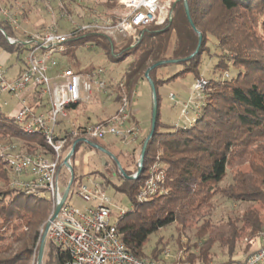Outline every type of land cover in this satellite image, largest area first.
Masks as SVG:
<instances>
[{
    "label": "trees",
    "instance_id": "trees-1",
    "mask_svg": "<svg viewBox=\"0 0 264 264\" xmlns=\"http://www.w3.org/2000/svg\"><path fill=\"white\" fill-rule=\"evenodd\" d=\"M47 1L54 11L60 10L58 2ZM115 3L116 0H104L94 7L104 11ZM186 3L193 27L187 20L183 0H176L170 3L171 19L140 29V38L133 46L126 39L122 40V47L115 48L111 37L82 32L69 40L65 55H72L76 46L93 42L115 63L133 57L123 76L127 90L143 80L146 69L157 61L180 60L177 64L181 68L166 78L156 76V70L166 64L151 69L148 76L155 90L186 72L197 79L204 57L216 58L213 76L205 79L207 85L195 122L186 127H160L157 111L155 130L147 141L139 174L129 179L119 172L122 181L114 188L128 196L132 207L116 224L121 239L137 257L157 258L163 245L156 243L151 253L146 254L149 236L176 223L181 232H193L194 241L187 239L184 244L185 260L208 264L213 262L215 248L219 247L227 259L218 264H235L238 243L244 237L251 241L264 226V0H186ZM16 4L21 5L19 23L28 30L32 29H29L31 17L46 11L44 0H0V6L8 9ZM61 5L64 9L73 8L77 23L84 21L80 14L82 6H74L73 0H61ZM57 24L62 30L68 27L63 19H58ZM0 29L4 31V34L0 31V52L21 60L24 47L9 44L6 37L18 38L22 32L1 16ZM199 34L201 43L195 52ZM190 55L193 56L181 60ZM229 67L234 70L233 75L214 76L216 71H227ZM156 103L158 108L157 94ZM74 106L67 105L65 109L68 112ZM170 127L173 128L167 130ZM3 138L19 142L16 146L20 152L51 153L41 134L24 132L0 110V139ZM66 138L65 150L77 139ZM157 153L166 167L167 191L138 203L135 194ZM234 164L236 169L227 181L228 168ZM242 164L247 169H240ZM72 169L73 182L74 166ZM10 181V171L0 158V264H31L33 259L35 264L41 226L50 211L49 199L25 193L12 187ZM214 199L244 207L236 214L222 215L215 222L211 219ZM177 246L179 250L183 248L181 242ZM69 257L67 251L46 240L42 264H64Z\"/></svg>",
    "mask_w": 264,
    "mask_h": 264
},
{
    "label": "built area",
    "instance_id": "built-area-1",
    "mask_svg": "<svg viewBox=\"0 0 264 264\" xmlns=\"http://www.w3.org/2000/svg\"><path fill=\"white\" fill-rule=\"evenodd\" d=\"M54 1L58 2L60 10L54 11L51 4L44 0L45 10L51 21L38 30L21 27L18 16L20 4L11 9L0 6V16L14 29L22 32V36L18 38L6 37L8 43H19L25 50L23 69L17 77L5 78L0 65V97L6 95L17 99V107L11 116L14 122L26 133L41 134L51 149L49 155L29 154L20 152L13 143H0V158L10 171L12 187L25 193L48 197L51 205L47 221L60 204L70 179L69 177L63 183L61 178L62 170H68L64 163L69 151L64 149L66 136L70 139L100 140L111 135L126 143L134 142L138 137V128L130 121L129 100L126 95L120 96L119 105L112 116L87 125L74 121L73 128L67 134L58 136L56 129L61 120L67 117V105L87 103L94 95L104 93L108 87L102 68L82 72L61 65L69 40L78 33L93 31L115 41L127 39L130 46H133L140 38V29L151 24L161 25L171 19V0H116L114 7L104 11L94 7V4L104 0H73L74 6L83 8L80 14L84 21L81 23L74 19L72 7L64 9L61 0ZM58 19L66 22L67 29H60ZM0 31L4 34L2 29ZM50 71H53V75H50ZM119 84L121 86V80ZM206 85L207 81L203 78L191 84L188 101L178 104L181 116L190 112L192 115L182 125L175 126L186 127L195 122ZM29 95L31 99L28 98ZM43 97L47 101L46 108L39 111L37 108ZM191 97L200 99V103L190 105ZM136 165L139 166L138 160ZM131 176L136 178V170ZM165 180L166 167L160 161V153H157L147 168L142 186L135 194L136 202H147L155 195L165 193ZM102 186L93 182L92 187L88 188L71 182L56 216L49 222L45 242L49 240L68 252L70 257L64 264H200L186 261L182 251L177 255L171 254V249L166 246L161 249L157 258L133 255L121 239L116 224L127 210H118L113 218L103 196ZM73 194L85 202L96 199L99 204L77 209L69 203ZM43 229L44 226L41 234ZM253 241L256 247L236 258L238 262L235 264H264V228L256 234Z\"/></svg>",
    "mask_w": 264,
    "mask_h": 264
},
{
    "label": "rangeland",
    "instance_id": "rangeland-1",
    "mask_svg": "<svg viewBox=\"0 0 264 264\" xmlns=\"http://www.w3.org/2000/svg\"><path fill=\"white\" fill-rule=\"evenodd\" d=\"M176 0H171L170 3ZM37 16H33L30 19L29 22V29H41L43 28L48 22L51 21L50 15L47 14L46 11L37 13ZM45 20H48L46 22ZM31 29V30H32ZM122 40L125 41L126 39H120V40H114L115 42V48H118L117 46L122 47ZM264 52V51H263ZM212 53V50H211ZM25 57V52H22L20 55L21 60H17L14 55L11 56V59L6 65L2 66V69L4 70V76L5 78L11 77L13 73H15V70L23 65V60ZM133 59V57H126L120 62H113L106 54L104 49L96 44H93V42H89L86 46H76L73 49V54L69 55V57H66L63 62L65 66H68L74 70H79L82 72L96 69V68H102L104 70L103 77L108 83V87L105 91V98L112 97V93H116L114 91L112 84L117 80L121 79L124 75L130 61ZM216 63V58L211 57L209 58L204 57V60L202 64L199 67V75L197 79H195L194 75L192 73L186 72L183 76H179L175 79H172L168 82H165L161 85H158L156 88V94L158 95V121L160 123V127H163V125L167 126H174L175 124L182 125L186 119L190 118L192 115V112H190L186 116H181L180 114V106L178 103L181 102H187L190 97V87L191 84L194 83V81L203 78L207 79L213 76V71ZM175 68L178 70L181 68V66L177 63H169L166 65H163L159 67L156 70V76L158 78H166L170 74V69ZM227 73L229 75L234 74V70L229 67L227 71L224 70H218L215 72L214 76H222L224 77V74ZM174 74V73H173ZM172 75V74H170ZM135 91L139 93L137 96H133V100L135 103L134 106V112L132 115L134 116L136 122L138 123L139 128L141 130H147L149 132L150 126H151V115H152V92H151V86L149 81L144 78L143 80H140L135 87ZM174 96V98H172ZM6 96L0 97V110L2 113H4L6 116H10L13 109L17 106L16 100H8L6 99ZM7 101L6 103H4ZM190 105H195L200 103V99L196 97H191L189 101ZM92 108V107H89ZM98 117L92 116L91 121L96 122L98 121ZM159 127V128H160ZM173 127L167 128V130H171ZM145 138V137H144ZM144 138L140 141L138 144V148L136 146V143H126L125 141H122L114 136L106 135L103 139L100 140H89L87 139L91 144H88L87 142H81L76 151L74 152L73 157L70 159L71 166H74V174H75V180L73 181L74 185L82 184L86 185L88 188L92 187L93 182L101 183L102 186V193L103 196L106 199L107 206L112 211V217L115 218L117 211L120 209H126L129 210L132 207L131 201L129 200L128 196L122 192H118L114 185L119 184L122 181V177L119 173V165L118 161H116L113 157H110L108 152L111 154L112 146H115L118 150L121 151L122 155L124 156H130L133 152V149L135 148L136 152L141 149L142 142ZM1 144L6 143H13L17 145L19 142L16 140L12 141L11 139H0ZM100 147H94L95 144ZM83 146V149H82ZM17 147V146H16ZM70 149V148H69ZM68 150V149H67ZM82 152L83 154L81 157H79V152ZM78 158H81L83 160L82 162V169L83 172L80 173L79 166L76 164V160ZM137 164V162H136ZM135 164L134 171L137 168V165ZM234 165L229 166L228 168V176L227 181L229 180V175L231 172H233L236 168H234ZM240 169H247V166L245 164H242L239 166ZM112 171V173H111ZM133 171V172H134ZM107 172H110V176L107 175ZM132 172V173H133ZM29 177V176H28ZM70 177V174L65 170H62L61 178L63 182L65 183L68 181ZM95 177V178H94ZM63 184V183H62ZM69 203L77 208L82 210L83 208H88L92 206H97L99 204V201L96 199H93L89 202H85L80 200L78 197H76L74 194L70 197ZM213 210L211 213V219L215 222L220 221V218L222 215L230 213V214H236L238 211L242 210L244 205L242 204H233L224 202L221 199H214L213 200ZM47 205L50 206L51 202L50 200L47 201ZM258 204H256L257 207ZM49 217V214H48ZM47 217V219H48ZM46 219V221H47ZM41 226V229L45 225ZM264 228V226H263ZM192 231H186L181 232L179 229V226L176 223H173L171 225H168L166 227H163L159 229L157 232L151 234L145 244V252L146 254H150L152 248L156 245V243L159 242L158 246L163 247H169L171 249V254L177 255L179 251H182L183 257L186 259V252L183 251L184 244L186 245L187 239H192ZM257 234V233H256ZM246 237H244L237 245L236 253L234 255V258H238L245 253L250 252L256 247L255 242L253 239L251 241H246ZM180 240V241H178ZM194 240L192 239L193 242ZM181 242L183 245V248L179 250L177 243ZM39 246V245H38ZM245 249V250H244ZM215 257L213 258L214 263L218 264L221 262H224L227 257L225 256V252L221 250L219 247L215 248ZM34 259L31 261V264H34ZM187 261V260H186Z\"/></svg>",
    "mask_w": 264,
    "mask_h": 264
},
{
    "label": "crops",
    "instance_id": "crops-1",
    "mask_svg": "<svg viewBox=\"0 0 264 264\" xmlns=\"http://www.w3.org/2000/svg\"><path fill=\"white\" fill-rule=\"evenodd\" d=\"M66 57H69V55H65L61 59V65L62 66H65L63 60ZM9 58H10L9 55L6 52H3V51L0 52V65H1V67L3 65H6V63H8L10 61L11 58L10 59ZM22 69H23V65L21 67L18 66V68L15 70V73H13L11 75V77H9L8 79H13V78L17 77ZM77 71H79V70H77ZM175 72H176L175 68L170 69V74H173ZM50 75H53V71H50ZM123 76L121 79L117 80V82L115 81L112 84L113 89H114V91H116V93H112V97H110L109 99L105 98V92H104V93L94 95L93 98L91 99V101H89L87 103H79V104H76L74 107H72L67 112V117L62 119L61 122L57 126L56 130H57L58 136L62 137L65 134H67L73 128L72 124L74 121L79 122L81 125H87V124H91V123H96L98 121H101L103 119H106V118L112 116L116 112V109L119 105L118 97H120V96L122 97L123 95H126L128 97V100H129L130 121L138 128V137L134 141L136 143L135 148L136 147L138 148V144L140 143V141L147 135V130H141V128H139L138 123L136 122L134 116L132 115V113L135 111L134 110L135 103L133 100V96L139 95V93L137 91H135L136 85L132 86L130 88V90H127ZM120 80H121V86L119 84ZM116 84H117V86H116ZM4 96H6V95H4ZM7 98L9 100L13 99V100L17 101V99L13 98V97H7ZM28 98L31 99V95H29ZM46 102H47L46 98L43 97L41 100V104H40V106H38L37 109L39 111H44L46 108L45 107ZM16 107L13 109V111L11 112L9 117L12 116ZM89 107H92V108H89ZM92 116L98 117L99 120L96 122H92L91 121ZM134 142H130V144H132ZM135 148L133 149L132 154L128 157V156L122 155L121 151L118 150L115 146L111 147V149H112L111 154L113 155V158H115V160L118 161L119 167L127 175L132 174V172L134 171L135 164H136L137 160L139 159L138 150L136 152ZM82 149H83V146H82ZM139 153H140V151H139ZM82 154L83 153L80 151L79 157H81ZM82 162H83V160L81 158H78L76 160V163H77L76 165L79 166V168H81ZM118 171L121 173L120 169ZM82 172H83V169L81 168L80 173H82ZM111 173H112V171H111ZM109 174H110V172H107L108 176H110ZM77 185H79V184H77Z\"/></svg>",
    "mask_w": 264,
    "mask_h": 264
},
{
    "label": "water",
    "instance_id": "water-1",
    "mask_svg": "<svg viewBox=\"0 0 264 264\" xmlns=\"http://www.w3.org/2000/svg\"><path fill=\"white\" fill-rule=\"evenodd\" d=\"M183 5H184V10H185V14H186L187 20H188L189 24L193 27V23H192L190 14H189V10H188V6H187V3H186V0H183ZM200 43H201V35L199 34L198 35V43H197V47H196L195 52H197V50H198V48L200 46ZM192 56L193 55H190L187 58L181 59V60H187V59L191 58ZM179 61L180 60H176V59H168V60L157 61L154 64H152L151 66H149L146 69L145 73H144L145 78L149 81L150 86H151V92H152V115H151V126H150V130H149V132H148V134H147V136H146V138H145V140H144V142L142 144L141 150H140L139 159H138L139 166L137 167V170H136L137 175L139 174V172L141 170L142 161H143V157H144V152H145V148H146L147 141L153 135L154 130H155V124H156V114H157L156 92H155L154 84L151 81V79L149 78L148 73H149V71L151 69L156 68L158 66H161L163 64L177 63ZM81 142H87L88 144H91L88 140H86L84 138H77L73 142V144L71 145V147H70V149H69L66 157L64 158V163L67 166V168L69 170V173H70V179H69L68 187L65 189V192H64V195H63V197H62V199L60 201V204H58L55 207V210H54L53 215L49 218L48 221H46V223L44 225L43 233L41 234V237H40V243H39V246H38L37 258H36V263L35 264H42V258H43V253H44V245H45V233H46V230L48 228V225H49L50 220H52L56 216V214H57V212H58V210L60 208V205H61V203L63 202V200L65 198V195L67 193V190L69 188V185L72 182V179H73V169H72L71 163L69 162V159H71V157L73 156V154L75 152V146H76V144L77 143H81ZM92 145H94V147H97V148L100 149V147L98 145H96V144H92ZM108 154L110 155V157H113V155L110 154L109 152H108ZM118 165H119V163H118ZM119 169H120L121 173L123 175H125L126 178L133 179V177L131 175L125 174V172L123 170H121L120 167H119Z\"/></svg>",
    "mask_w": 264,
    "mask_h": 264
}]
</instances>
